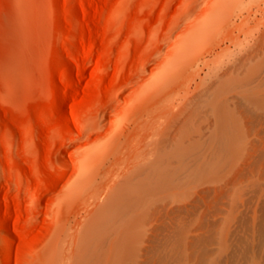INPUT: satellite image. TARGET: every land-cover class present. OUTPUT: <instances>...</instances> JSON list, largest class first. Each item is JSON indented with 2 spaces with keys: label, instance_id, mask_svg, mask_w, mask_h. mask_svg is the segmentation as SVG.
<instances>
[{
  "label": "rangeland",
  "instance_id": "rangeland-1",
  "mask_svg": "<svg viewBox=\"0 0 264 264\" xmlns=\"http://www.w3.org/2000/svg\"><path fill=\"white\" fill-rule=\"evenodd\" d=\"M176 143L199 196L155 264H264L236 240L264 204V0H0V264H78L99 209Z\"/></svg>",
  "mask_w": 264,
  "mask_h": 264
},
{
  "label": "bare ground",
  "instance_id": "bare-ground-1",
  "mask_svg": "<svg viewBox=\"0 0 264 264\" xmlns=\"http://www.w3.org/2000/svg\"><path fill=\"white\" fill-rule=\"evenodd\" d=\"M202 20L206 22V21H208V18L203 17ZM91 56L97 57V54L93 52V53H91ZM254 78L255 77H253L251 79H253V81H255ZM255 79H257V78H255ZM244 84H246V83H244ZM247 84L249 85V82ZM244 87H245V85H244ZM249 88L254 89L255 86H254V88H252V87H249ZM244 90L246 91V89H244ZM234 93H235V91H234ZM239 93H240V91H239ZM248 93H250L249 94L250 96L253 95V93L251 94V92H248ZM231 95H235V94H231ZM238 95H240V94H238ZM246 95H248V94H246ZM249 95L247 96V98L250 97ZM250 98H252V96ZM253 99H254V96H253ZM251 104H253V103H251ZM247 106L245 108H247ZM250 107H251V105H250ZM246 111H247V109H246ZM219 112H220V110H219ZM247 112H246V114H247ZM69 113L73 116V111L70 110ZM226 115L228 116V113ZM226 117H224V118H226ZM228 119L229 118L223 119V121H225V120L229 121ZM219 120H220V118L217 121H219ZM230 120H232V119H230ZM248 121H250V119ZM229 123L230 122H228V125L226 124L227 127H229V128H227L226 125H224V127H226L229 131L227 129H224L223 124H225V123L224 122L222 123V127H223L225 134H224V132L221 133L222 137L220 138V140H221V143L223 146H222V148H220L222 150L220 152L223 153V149H224L227 153H229V154L231 153V155H232L233 153L231 151H234L232 148V142L234 140L233 136H234V134H236V133H234L236 127L234 128L233 127L234 125H230ZM209 124H210V122H209ZM234 124H236V123H234ZM232 130H234V132H232ZM217 131H219V130H217ZM226 131H228V132H226ZM238 133H240V132H238ZM214 135H216V132L214 133ZM220 140H219V142H220ZM175 145H176V147H174V148L168 149V147H169L168 146L167 148L164 149L163 156H162V158H160L158 160V162L156 163V166L145 165L144 168H141V170L138 171V173H137V177L135 176L136 179H134V181H132L133 180L132 179L131 182L127 183L129 185L128 187L124 188L123 190H118V192L112 197V200L110 201V203H107V205H105L101 209H99V211L94 216L95 218H93L92 222L90 221L91 224L89 223L90 226L86 230L87 237L85 239H83L82 246L80 249L81 257L78 261V264H155L156 263L155 261L158 260L157 259L158 250L160 248H163V247L164 248H167V247L170 248L168 246V245H170L169 244V237H168L170 234L166 233L167 231L170 230V228L168 227V223L170 221L169 224H171V222L175 218V216L180 217L181 214H183V212L185 210L183 208V206H180L176 203H188V202H190L191 198H192V200L195 199L193 197H195L196 194L199 196L198 192H194L195 193L194 196L187 195V197L186 196L180 197V195H183V193H181V194H179V193L181 190L185 189L186 186L191 182L190 180L192 177V173L195 170H198V172H202L203 167H204L203 166L204 164H203L202 168H200V166H199L198 167L199 169L193 170V167L184 166L182 158L186 157L188 151L186 150L185 145L183 146L182 143H180V144L176 143ZM171 147H172V145H171ZM205 150H204V152H205ZM207 154H209V153H207ZM202 155H204V154H202ZM223 155L226 156L225 154H223ZM202 160H204V157ZM205 161L207 162V160H205ZM208 162L210 163V160ZM207 165H209V164H207ZM206 167L208 168L209 166H206ZM254 167L255 166H253V168ZM190 168L193 170V172H190V171H192ZM188 171H189V173H188ZM196 172L197 171H195V175L198 173V172L197 173ZM261 173H263V178H264V170ZM259 178H261V176H259ZM198 191L200 192V190H198ZM184 194L186 195V193H184ZM253 204H254V206L251 205L252 206L250 208L251 212H250V215H248L249 218L247 221L248 226H249L247 228V231H249V232L246 234L248 237H243L244 238L243 239V238H241L240 235L238 236V234H236V237H237L236 240H237V246L238 247L242 246L243 249L245 247H247V248H245L246 250L249 249V251H252L251 253L249 252L250 254L255 252V258H256V251L255 250H258L259 248L261 249V247L264 245V243H263V241H264L263 240L264 239V206L263 205L264 204L261 205L262 208H260L261 203L259 205L256 203H253ZM236 220H238L237 217H236ZM234 222H236V221H234ZM239 223H240V221H239ZM241 224H236V226L241 225ZM242 226L243 225H241V227ZM244 228H246V227H244ZM242 230L243 229H241V231ZM163 233H164V235L165 234H167V235H165L164 238H162L164 241L162 240L163 245L160 247L161 240L159 242L158 238L160 236L158 237V235L161 234V236H163L162 235ZM224 235H225V233H224ZM93 239L97 240L96 243L94 242ZM223 240H225V238ZM99 242H101V244H99V246H98ZM224 244H225V242H224ZM224 244H222V245H224ZM93 246L95 247V251L94 250L92 251V249H91ZM164 248H163V250H164ZM223 248H224V246H223ZM223 248L221 247L219 249L220 250V251H218L219 255L217 254L218 256H215L216 258H209L208 255L206 256V254H203L204 258H203V260H201L202 262H200V263H202V264H220V261H222L224 258H226V256H229L227 254L230 252V251H228L226 254V252L223 251L224 250ZM231 249L233 250V248H231ZM160 250H162V249H160ZM160 250L158 253H160ZM246 250H244L245 253L247 252ZM234 251L236 252V250H234ZM167 253H168V251H167ZM236 253L238 255V252H236ZM247 253L244 255V257H242V255H239L243 259L240 258L239 256H235L234 253H233V255L237 258L239 257V260L242 261L241 264H243V263L245 264V263H249L248 261L250 260V259L248 260L249 256ZM259 253H261V251ZM231 254H232V252H231ZM156 255H157V257H156ZM253 256L251 257L252 260H253ZM262 256H263V254H262ZM229 257L233 258L232 255ZM231 258L230 259L228 258L229 261L231 260ZM159 259H163L166 261V259H164V258H159ZM233 259L235 260V258H233ZM225 260L221 263H224ZM236 260H238V259H236ZM233 261L230 264H233L235 262V261L234 262ZM236 262H238V261H236ZM236 262H235V264H237ZM254 262H256V260ZM227 264H229V262Z\"/></svg>",
  "mask_w": 264,
  "mask_h": 264
}]
</instances>
